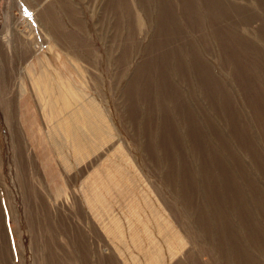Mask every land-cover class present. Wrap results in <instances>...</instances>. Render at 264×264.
Returning a JSON list of instances; mask_svg holds the SVG:
<instances>
[{
    "label": "rangeland",
    "instance_id": "obj_1",
    "mask_svg": "<svg viewBox=\"0 0 264 264\" xmlns=\"http://www.w3.org/2000/svg\"><path fill=\"white\" fill-rule=\"evenodd\" d=\"M45 1L0 0V37L6 33L9 50L15 45L8 36L14 28L25 34L36 32L34 53L27 60L11 54L12 67L5 72L0 55V69L5 72H0L4 87L3 93L0 90V228L9 241L4 256L0 245V264H40L51 253L60 259L65 252L83 264H97L91 246L94 252L95 248L107 250L106 255L111 251L101 264H149L150 258V264L242 263L232 245L243 248L246 264H264L260 251L264 248L253 243L245 230H264V170L252 160L254 154L264 168V0H127L136 19H128L127 10L109 8L119 0H65L74 22H64L81 45L72 44V49L53 45V38L46 41L35 21L54 2ZM74 53L83 57H73ZM240 53H248L247 62L240 60ZM247 65L251 69L243 68ZM41 72L50 77L47 85L39 87ZM66 86L69 96L62 90ZM76 91L80 98L73 96ZM61 92L71 104L68 108L58 99ZM8 104L15 108L17 104L18 122L15 118L12 123L24 134L37 170L34 186L44 201L39 205L49 213L38 247L27 222V208L34 203L25 201L13 162L4 119L11 108ZM188 126L199 136L194 134L192 143ZM241 134L242 141L237 137ZM206 158L233 169L223 178L225 183L232 181L233 190L246 191L247 181L259 192L246 194L242 203L230 205L225 200L229 209L224 213L220 212L223 203L212 210L198 171L206 166ZM182 162L196 179L191 189L182 184ZM168 164L176 171L167 170ZM187 189L197 195L193 203L197 210L200 204L209 214L208 223L202 217L212 230L209 233L199 231V211L191 210L193 200L186 203L183 197ZM223 189L219 188L220 199L226 196ZM72 225L82 232L76 240L66 237Z\"/></svg>",
    "mask_w": 264,
    "mask_h": 264
},
{
    "label": "bare ground",
    "instance_id": "obj_2",
    "mask_svg": "<svg viewBox=\"0 0 264 264\" xmlns=\"http://www.w3.org/2000/svg\"><path fill=\"white\" fill-rule=\"evenodd\" d=\"M45 0H41V3L42 2H44ZM190 1V0H189ZM109 2H111L110 0H109ZM109 2H108V4H109ZM161 2H162V0H161ZM222 2V1H221ZM45 3H47L46 1H45ZM112 3V2H111ZM110 3V4H111ZM188 3V2H187ZM138 4V3H137ZM163 4V3H162ZM191 5V4H190ZM209 5V4H208ZM27 6V5H26ZM54 6V7H53ZM142 6V5H141ZM145 6V5H144ZM191 7V6H190ZM109 8H113V9H115V10H123V11H125V10H127V17H128V19H132V18H134L136 15H134V13H133V8L131 7V5L129 4V2L127 1V0H119V3L117 2L116 4H114V3H112L111 5H109ZM163 8V7H162ZM222 8V7H221ZM29 9V8H28ZM38 9V8H37ZM41 9V8H40ZM68 10V4H67V2H65V0H54V2H51V4H48V5H46L45 7H44V9H43V11L40 13V14H37L36 15V17H35V21H36V23L38 24V26L40 25L41 27H42V31H44V37L46 38V41L47 42H50L52 39L51 38H53L54 40H52V42H53V45H57V46H61V47H64V46H66V47H69L70 49H72L71 48V45L73 44V45H76V46H79V47H81V45H80V42L76 39V37L74 36L75 34H71L69 31H68V29H67V26H66V24H65V22H64V19H67V21H68V23L70 24V22H74V20H73V18L70 16V15H68L67 14V11ZM223 11V10H222ZM30 12V11H29ZM39 12V11H38ZM162 12V11H161ZM160 12V13H161ZM215 12V11H214ZM191 13V12H190ZM36 14V13H35ZM168 13H166V15H167ZM165 15V14H164ZM165 15V16H166ZM137 17H139V16H137ZM159 17H160V15H159ZM164 17V16H163ZM229 17V16H228ZM140 18H141V16H140ZM140 18H138V21H139V19ZM68 19H70V21L68 20ZM127 19V20H128ZM135 19H136V17H135ZM134 20V19H133ZM143 20V19H142ZM165 20V19H164ZM202 20H204V19H202ZM33 21V20H32ZM214 21V20H213ZM13 22V21H12ZM211 22V21H210ZM212 23V22H211ZM79 24H80V22H79ZM14 25V24H13ZM36 25V24H35ZM37 26V25H36ZM33 28V27H32ZM218 29V28H217ZM31 30V29H30ZM36 30V29H35ZM35 30H34V32H35ZM129 30V29H128ZM138 30V29H137ZM220 31H221V29H220ZM33 32V30L30 32V33H22V32H17V30L14 28L11 32H10V35H8V36H11L12 37V39H13V41L15 42V45H14V47H13V49L12 50H9V43H6V41H5V37H6V33H4L1 37H0V55L1 56H3V66H4V70H5V72H7V70H6V67H12V65H11V54L15 57V56H20V57H26L27 56V58H26V60L28 59V57L32 54V53H34V51H31L32 50V48H31V44L33 43V38H34V34L36 33H32ZM7 36V37H8ZM128 38L130 39V34L127 36V40H128ZM228 41V40H227ZM44 42V41H43ZM69 42V43H68ZM36 43V42H35ZM226 45V44H225ZM205 46V45H204ZM126 47V46H125ZM30 48V49H29ZM82 51H86L85 49H83L82 48ZM126 52V51H125ZM8 53H10V55H7ZM124 54V53H123ZM126 54V53H125ZM124 54V55H125ZM77 55H79V54H76V53H74V56L73 57H83V56H77ZM81 55V54H80ZM124 55H123V57H124ZM153 55V54H152ZM148 56V55H147ZM250 56V55H249ZM145 57V56H144ZM191 58H193V57H191ZM231 58V57H230ZM121 59H123V58H121ZM125 59V58H124ZM25 60V61H26ZM194 62H195V60H194ZM148 63V62H147ZM225 63V62H224ZM1 65H2V62H1ZM185 65V64H184ZM183 65V66H184ZM198 65V64H197ZM13 66H14V68L16 67V64L14 63L13 64ZM140 67V66H139ZM139 67H138V69H137V71L139 70ZM145 67V66H144ZM240 67V66H239ZM7 68V69H8ZM180 68V67H179ZM201 68V67H200ZM4 70H2V74H4L5 72H4ZM143 70V69H142ZM188 71V70H187ZM207 72V71H206ZM212 72V71H211ZM29 73V72H28ZM200 74V73H199ZM239 74V73H238ZM137 75V74H136ZM198 76V75H197ZM206 76V75H205ZM47 77L49 78L50 77V75H49V73L48 72H41L40 73V77H39V79L37 80V83H36V85L37 86H42L43 84H46L47 85V81H48V79H47ZM52 78V77H51ZM261 78V77H260ZM59 79V78H58ZM75 79H77V78H75ZM74 79V80H75ZM233 81V80H232ZM64 82V81H63ZM203 82V81H202ZM61 84V83H60ZM219 84H220V82H219ZM240 85V84H239ZM238 85V86H239ZM10 86V85H9ZM8 86V87H9ZM12 86V85H11ZM62 87V86H61ZM222 87V86H221ZM256 88V87H255ZM61 89V88H60ZM68 88H67V86H66V89H64V87L62 88V90L63 91H67V95L69 94L68 93V91H70V90H67ZM183 89V88H182ZM214 89V88H213ZM257 89V88H256ZM72 90V89H71ZM6 91H7V89H6ZM60 91V90H59ZM75 91V90H74ZM214 91V90H213ZM257 91V90H256ZM255 92V91H254ZM75 93V92H74ZM79 93V92H78ZM212 93V92H211ZM261 93V92H260ZM259 93V94H260ZM72 94H73V92H72ZM249 95H250V93H249ZM263 95H264V93H263ZM69 96V95H68ZM73 96L74 97H78V98H80V95L79 94H77V91H76V95H74L73 94ZM13 97H16L17 98V94H13ZM208 97V96H207ZM229 97V96H228ZM244 97V96H243ZM195 98V97H194ZM58 99H61V100H64L65 99V94H63L62 92L59 94V97H58ZM207 99H209V98H207ZM200 100V99H199ZM4 102V101H3ZM189 102V101H188ZM197 102V101H196ZM210 102V101H209ZM18 103V102H17ZM216 103V102H215ZM183 104V103H182ZM191 104V103H190ZM201 104V103H200ZM211 104V103H210ZM213 104V103H212ZM217 104H218V102H217ZM230 104V103H229ZM9 105V104H8ZM62 105L65 107V108H68L69 107V105H71L69 102H68V99L67 100H64L63 102H62ZM218 105H220V104H218ZM11 108H10V110L9 109H6V111L4 112V119H5V121H6V123H7V127H8V130H9V136L11 137V145H12V148H13V154H14V159H13V162H14V164H15V166H16V170H17V174H16V176H17V180H18V183H19V186L22 188V191H23V197L25 198V201L26 202H32L33 201V207L31 208V209H28L27 208V222H28V227H30L31 228V230H33V232H34V234H36V236L34 235V238H35V241H36V239H37V241H36V246L38 247V245H39V243H38V237H40V242L42 241V237H44V230H45V227H44V225H43V223L47 220V216L49 217V213H48V211L45 209V207L43 206V205H39V203H40V201H41V203L43 204L44 203V201L40 198V196H39V193H38V191H37V189L35 188V186H34V182L35 181H37L38 179L37 178H35V176H36V168H35V166L33 165V162H32V160H31V158H30V156H29V154H28V147H27V144L25 143V139H24V134L22 135V130H21V127L19 128H17L16 126H15V124H13L12 123V120L13 119H15L16 118V120H17V122H18V109H17V104H16V108L14 107V106H11V105H9ZM90 106L93 108V109H95V107H94V104H90ZM96 106V105H95ZM181 106H183V105H181ZM191 107H192V105H191ZM200 108V107H199ZM220 108V107H219ZM14 109L16 110V114H15V111H14ZM100 110V109H99ZM96 111V110H95ZM184 113V112H183ZM101 114V113H100ZM151 114V113H150ZM181 114V113H180ZM152 115V114H151ZM181 118V117H180ZM183 118V117H182ZM191 118V117H190ZM253 118H255V117H253ZM148 120V119H147ZM162 121H163V119H162ZM183 121V120H182ZM195 121V120H194ZM146 122V121H145ZM185 122H186V120H185ZM259 123V122H258ZM148 124V123H147ZM156 124V123H155ZM168 124V123H167ZM18 125V124H17ZM188 125V124H187ZM257 125V124H256ZM186 126V125H185ZM162 127V126H161ZM175 127V126H174ZM193 127V126H192ZM248 127V126H247ZM188 128V131H187V133H188V139L190 140V143H192V139L194 140V137H195V135L194 134H196L197 135V132H195V130H193L192 128H191V126H188L187 127ZM194 128V127H193ZM69 129H70V132H72V134H74V132H75V129H73L72 127H69ZM164 129V128H163ZM170 130V129H169ZM174 131V130H173ZM176 131H177V129H176ZM22 132V133H21ZM195 132V133H194ZM199 133H201V131L199 130L198 131ZM93 134H94V136H98L97 134H96V131H94L93 132ZM174 134V133H173ZM176 134V133H175ZM174 134V135H175ZM198 136V135H197ZM245 135L244 134H241V135H237V137H238V139L240 140V141H242V139H243V137H244ZM199 137V136H198ZM180 138V137H179ZM196 138V137H195ZM252 138V137H251ZM162 139V138H161ZM164 139H165V137H164ZM176 139H178V138H176ZM202 139V138H201ZM182 140V139H181ZM198 140V139H197ZM252 140H253V138H252ZM165 141V140H164ZM174 141V140H173ZM172 141V142H173ZM261 141V140H260ZM259 141V142H260ZM263 141V140H262ZM151 142V141H150ZM171 142V143H172ZM177 142V141H176ZM179 142H180V139H179ZM182 142V141H181ZM180 142V143H181ZM196 142V141H195ZM200 142V141H199ZM254 142V141H253ZM257 143H258V141H256ZM162 143V142H161ZM161 143H160V145H161ZM171 143H169V144H171ZM198 143V142H197ZM209 143V142H208ZM163 144H166L165 142H163ZM167 144H168V141H167ZM175 144V143H174ZM200 144V143H199ZM198 144V145H199ZM239 144V143H238ZM176 145V144H175ZM170 146V145H169ZM200 146H201V144H200ZM239 146H241L240 144H239ZM172 147V146H171ZM178 147V146H177ZM256 147V146H255ZM11 148V149H12ZM160 148V147H159ZM166 148V147H165ZM176 148V147H175ZM181 148V147H180ZM196 148V147H195ZM202 148V147H201ZM182 149H184V148H182ZM181 149V150H182ZM198 149V148H197ZM177 150V149H176ZM193 150V149H192ZM206 150V149H205ZM169 151V150H168ZM183 151V150H182ZM203 151V150H202ZM210 151V150H209ZM172 152V151H171ZM183 152H185V151H183ZM174 153V152H173ZM177 153V152H176ZM204 153V152H203ZM178 154V153H177ZM180 155V154H179ZM178 155V156H179ZM181 156V155H180ZM206 156V155H205ZM216 156V155H215ZM193 157V156H192ZM204 157V156H203ZM219 157V156H218ZM217 157V158H218ZM179 159V158H178ZM197 159V158H196ZM207 159V158H206ZM205 159V160H206ZM215 158H213L212 160H214ZM219 159V158H218ZM252 160H254V162L256 163V165L258 166V168L260 169V171H262L263 172V170H264V168L263 167H261V166H263V164L260 166L258 163H260V161H258L257 162V158L255 157V155L253 154L252 155ZM186 161V160H185ZM200 161V160H199ZM216 159H215V162L214 161H211V160H209V159H207L205 162H206V166H204V164H203V167H202V169L201 170H199L198 169V171L199 172H201V176H202V178H204L203 179V181H204V185L207 187H205L206 189H207V192H208V197H209V203H210V207H211V209L213 210V208H217V206L218 205H220L221 203H225V200H227L228 201V204H230V203H233V204H235V202H239L240 201V199L242 198V197H246L245 195L247 194H249V195H253V196H255V194L256 193H258L259 191V189H257V186H252L251 184L250 185H248L247 184V181H246V186H249L248 188H247V190L245 191L242 187L241 188H238V189H236V190H233V187H232V181L230 182H226L225 183V180L227 179V176L229 175V174H231V171L233 170H231L229 167H227V166H224V165H216ZM218 162V161H217ZM166 163H168V162H166ZM188 163V162H187ZM202 163V162H201ZM198 164V163H197ZM218 164V163H217ZM220 164V163H219ZM175 165H176V163H175ZM34 166V176H30V171H31V168ZM173 166V165H172ZM171 166V164H168V167H167V170H171V168L172 169H174V172L176 171V167L175 168H173ZM187 167V165H186V162H182V168H183V170H184V177H181L182 179H183V186L184 185H189V187H190V189L194 186V185H192L193 183H194V181H196V179H192V178H194V175L193 174H190V176H189V174H188V172H187V170H185V168ZM198 167V166H197ZM255 167V166H254ZM191 168V167H190ZM242 168V167H241ZM244 168V167H243ZM197 169V168H196ZM240 169V168H239ZM238 169V170H239ZM218 170V174L217 173H215L216 171ZM241 173H242V175H243V177L246 175L245 173L246 172H244L242 169L241 170H239ZM246 171V170H245ZM1 172V171H0ZM170 172V171H169ZM191 172H193L192 170H191ZM171 173H172V170H171ZM240 174V173H239ZM196 175V174H195ZM249 176V175H248ZM1 177L3 178L4 176H2L1 175ZM175 177V176H174ZM196 177V176H195ZM237 177V176H236ZM177 178V177H176ZM223 178H225V180L223 179ZM246 179H247V177H245ZM244 178V179H245ZM181 179V180H182ZM239 178H237V179H235V180H238ZM243 179V178H242ZM250 179H252V178H250ZM240 180V179H239ZM248 180V179H247ZM174 181H176V179L174 180ZM198 181H199V179H198ZM251 181V180H250ZM236 182V181H235ZM209 183H211V186H207V185H209ZM235 184V183H234ZM239 184V183H238ZM225 185H227V187H229V188H226L225 189ZM228 185H230V186H228ZM221 188V187H224V189L223 190H225V192H223V194L222 195H226L223 199H220L221 198V196H220V198L218 197V195L219 194H221L222 192H219V188ZM260 187V186H259ZM189 189V188H188ZM187 189V192L185 191V195L183 194V197H184V200H185V202L186 201H192V203L190 204L189 202V205H191V210H194V211H199L198 212V216L199 217H201L199 220H200V222L198 223V229H199V231L201 232V233H204V234H206L208 231H212L211 230V228L209 227V226H207L206 224L208 223V219H206L207 218V216H209V214L207 215L206 213H205V211L204 210H202L203 208H201V205L199 204L198 206H199V210H197L198 209V207H195V204H193L194 203V201H196L197 202V195H196V193H195V191H190V190H188ZM212 189H213V191H212ZM3 190H5V188H3ZM184 190H185V188H184ZM222 190V191H223ZM220 191H221V189H220ZM38 193V194H37ZM183 193V192H182ZM199 193V192H198ZM264 193V192H263ZM262 193V194H263ZM253 196H251V197H253ZM39 197V198H38ZM257 197V196H256ZM255 197V198H256ZM262 197V196H261ZM9 198V197H8ZM195 198V199H194ZM247 198V197H246ZM264 199V198H263ZM242 200V199H241ZM249 200V199H248ZM261 200V199H260ZM207 201V200H206ZM230 201V202H229ZM243 201V200H242ZM251 201H253V200H251ZM259 201V200H258ZM11 202V201H10ZM241 202V201H240ZM246 202V201H245ZM187 203V202H186ZM208 203V204H209ZM242 203V202H241ZM249 203V202H248ZM258 203V202H257ZM256 203V204H257ZM263 203V202H262ZM36 204H38L39 206H37ZM197 204V203H196ZM238 204H240V203H238ZM183 205V204H182ZM231 205V204H230ZM244 205H245V203H244ZM252 205H254V204H252ZM1 206V205H0ZM205 206H206V204H205ZM241 206V205H240ZM256 206V205H255ZM257 206H259V204H257ZM263 206V205H262ZM12 207H14V206H12ZM193 207V208H192ZM219 207V206H218ZM221 207V206H220ZM219 207V208H220ZM229 206L227 205V207H225V204L223 205V208H221V211L220 212H225V209L226 208H228ZM232 207V206H231ZM234 207V206H233ZM232 207V208H233ZM254 207V206H253ZM260 207V206H259ZM259 207H258V209H259ZM235 208H237V206L235 207ZM235 208H233L232 210H234ZM243 208V207H242ZM245 208V207H244ZM246 208H248V207H246ZM264 207H261V209H263ZM210 209V210H211ZM229 209V208H228ZM238 210H240V208L238 207L237 208ZM249 209V208H248ZM247 209V210H248ZM250 209H251V207H250ZM211 210V211H212ZM227 210V209H226ZM231 210V209H230ZM241 210H243V209H241ZM245 210V209H244ZM245 211V213L246 212H248V211ZM251 210H253V208L251 209ZM26 211V210H25ZM207 211V210H206ZM219 211V210H218ZM235 211H236V209H235ZM14 212V211H13ZM215 212H217V209H216V211H214L213 213H215ZM242 212V211H241ZM258 212V211H257ZM259 212H261V211H259ZM222 213V214H223ZM227 213V212H226ZM237 213V212H236ZM238 213H239V211H238ZM1 214H3V211H1ZM204 214V215H203ZM216 214V213H215ZM254 214H256V213H254ZM261 214V213H260ZM262 214H264L263 212H262ZM191 215H192V213H191ZM243 215V214H242ZM246 215H247V213H246ZM4 216V215H3ZM204 216V218H205V216H206V218H205V220H206V222H205V220L202 218ZM215 216H217V215H215ZM223 216H225V215H223ZM237 216V215H236ZM251 216H255V218H256V215H251ZM239 217H241V215L239 216ZM248 217V220H249V217L250 216H247ZM227 218H229V216L227 217ZM242 218V217H241ZM244 218H245V216H244ZM243 218V219H244ZM17 220H18V218H17ZM198 220V221H199ZM211 220H213V219H211ZM210 220V221H211ZM220 220V219H219ZM242 220V219H241ZM251 220V222H252V220L253 219H250ZM15 221V220H14ZM226 221V220H225ZM240 221V220H239ZM244 221H246V219L244 220ZM254 222L255 221H257V219L256 220H253ZM259 221V220H258ZM257 221V222H258ZM213 222V221H212ZM260 222V221H259ZM6 223V222H5ZM230 223H231V221H230ZM243 223V222H242ZM213 224V223H212ZM218 224H220V223H218ZM233 224V223H232ZM264 224V223H263ZM3 225V224H2ZM228 225V224H227ZM231 225V224H230ZM229 225V226H230ZM243 225H244V223H243ZM255 225V224H254ZM1 226V225H0ZM213 226V225H212ZM226 226V225H225ZM241 226V225H240ZM248 226V225H247ZM253 227V226H252ZM18 228V227H17ZM213 228V227H212ZM234 228V227H233ZM249 228H251V226H249ZM6 229V228H5ZM226 229V228H225ZM225 229H221V231H225ZM244 229H245V226H244ZM229 230V229H228ZM233 230V229H232ZM232 230H230V231H232ZM245 230H247L246 232H247V235H248V238H250L251 240H252V242L254 243V242H257V245H259V246H261V248L263 249L264 248V230L261 228H252V229H245ZM18 231V230H17ZM220 231V232H221ZM5 232H6V230H5ZM5 232H4V228H2V230H1V228H0V245L3 247V248H5L4 249V251L2 252V256H4L5 254H8V251H7V249H6V245H7V242H9L8 241V237H7V240H5L6 238V235H5ZM233 232V231H232ZM9 233H10V231H9ZM82 232H80L79 231V228L78 227H75V226H71V230H70V232H69V234H67L66 235V237H70V239L72 240L73 238H74V240H76V239H78V237L80 236V234H81ZM209 233V232H208ZM235 233H237V232H235ZM6 234H7V232H6ZM220 234V233H219ZM228 234V233H227ZM221 235V234H220ZM225 235V234H224ZM234 235H236V234H234ZM247 235H245V236H247ZM208 236V235H207ZM9 237H10V235H9ZM209 237V236H208ZM226 237V236H225ZM241 237V236H240ZM234 238V237H233ZM236 238V237H235ZM246 238V237H245ZM229 239H230V237H229ZM228 239V240H229ZM65 240H66V238H65ZM247 240V239H246ZM7 241V242H6ZM52 241H54V239H52ZM56 241V240H55ZM240 241V240H239ZM236 242V241H235ZM234 242V243H235ZM243 242V241H242ZM250 242V241H249ZM216 243V242H215ZM246 243V242H245ZM223 245V244H222ZM236 245H237V243H236ZM43 247H44V245H42ZM41 246V247H42ZM245 246V245H244ZM1 247V248H2ZM10 247V246H9ZM13 247V246H12ZM45 247H48V246H45ZM50 247V249L52 250V248H51V246H49ZM228 247H230V246H228ZM247 247V246H246ZM251 247V246H250ZM253 247V246H252ZM93 246H91L90 247V254L92 255V252H93V254L95 255V259H96V257L98 258V262H99V264H101V262L103 261L102 259H105L106 257H110L111 255V251H109V253H108V255H106L105 253H104V250H101V249H99V248H95V252L93 251ZM210 248V247H209ZM248 248V247H247ZM10 249V248H9ZM225 249H227V247L225 248ZM228 249H230V248H228ZM227 249V250H228ZM233 249V253L234 254H236L239 258H241V260H242V263L243 264H246V262L247 261H245L244 259H245V254H243V251L241 252V250H243V248L242 247H240L239 248V246L237 247V246H231V250ZM251 249V248H250ZM258 249V248H257ZM230 250V251H231ZM10 251V250H9ZM92 251V252H91ZM105 251H107V250H105ZM261 252H264L263 250H260ZM256 252V251H255ZM69 254V253H68ZM71 254V253H70ZM69 254V256L67 255V253L65 252L64 254H63V257L62 258H58L57 257V255H53L52 253H51V256L52 257H50L46 262H45V259H43V258H41V260L42 261H38V263H40V264H66V263H68V262H70L71 261V259L74 261V263L73 264H83V261L82 260H79V261H77V260H75L76 258H74L73 259V257L71 256ZM226 254V253H225ZM231 254H232V252H231ZM257 253H255L254 255H256ZM157 255H158V253L157 252H155L154 253V258H156L157 257ZM229 255H230V253H229ZM236 255H234V256H236ZM192 256V255H191ZM221 256V255H220ZM257 256V255H256ZM255 256V257H256ZM36 257V256H35ZM39 257H40V255H39ZM67 257V258H66ZM192 257H194V256H192ZM196 257V256H195ZM194 257V258H195ZM226 257H228V256H226ZM237 257V258H238ZM191 258V257H190ZM259 258H261V257H259ZM263 258V257H262ZM195 259H197V258H195ZM3 261H4V258L2 259ZM102 260V261H101ZM151 260H152V258H150V261L148 262L149 264L151 263ZM193 260V259H192ZM218 260V259H217ZM221 260H223V258L221 259ZM225 260H227V259H225ZM233 260V259H232ZM251 260V259H250ZM262 260V259H261ZM263 260H264V258H263ZM262 260V261H263ZM1 261V260H0ZM9 261V260H8ZM36 261V260H35ZM198 261H199V259H198ZM197 261V262H198ZM231 261V260H230ZM37 262V261H36ZM96 262V261H95ZM98 262H97V264H98ZM192 262H194V261H192ZM233 263H234V261H232ZM252 262V261H251ZM9 263V262H8ZM199 263V262H198ZM241 263V261L240 260H238V264H242ZM257 263V262H256ZM3 264V263H2ZM6 264H7V262H6ZM36 264V263H35ZM69 264V263H68ZM191 264V263H190ZM250 264V263H249ZM252 264H253V262H252Z\"/></svg>",
    "mask_w": 264,
    "mask_h": 264
},
{
    "label": "crops",
    "instance_id": "obj_3",
    "mask_svg": "<svg viewBox=\"0 0 264 264\" xmlns=\"http://www.w3.org/2000/svg\"><path fill=\"white\" fill-rule=\"evenodd\" d=\"M241 54V58H240V60L241 59H243V62H247L248 61V53H240ZM252 66V65H251ZM251 66L250 65H247V66H244L243 68L245 69V68H247V69H251ZM21 69V68H20ZM2 71V68L0 69V72ZM21 71V70H20ZM19 71V72H20ZM0 90H2V93L4 92V87H0ZM4 95V94H3ZM4 101V100H3ZM4 103V102H3ZM2 104V103H1Z\"/></svg>",
    "mask_w": 264,
    "mask_h": 264
}]
</instances>
